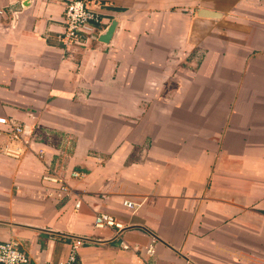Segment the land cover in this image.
<instances>
[{
	"label": "crops",
	"instance_id": "obj_1",
	"mask_svg": "<svg viewBox=\"0 0 264 264\" xmlns=\"http://www.w3.org/2000/svg\"><path fill=\"white\" fill-rule=\"evenodd\" d=\"M66 1L0 0V116L33 141L0 153V241L31 264H59L62 234L79 264H264V0H86L97 37L71 51ZM46 164L82 172L70 195Z\"/></svg>",
	"mask_w": 264,
	"mask_h": 264
},
{
	"label": "built area",
	"instance_id": "obj_2",
	"mask_svg": "<svg viewBox=\"0 0 264 264\" xmlns=\"http://www.w3.org/2000/svg\"><path fill=\"white\" fill-rule=\"evenodd\" d=\"M63 31L59 34L62 47L66 51L76 48L86 47L91 39H96L98 24L101 22L99 13L96 12L86 0H67L62 16ZM0 128L8 137V143H0V153L19 158L24 152L32 148L33 141L27 140L25 135V126L15 123L5 116H0ZM43 156V152H38ZM82 176L79 170L71 169L68 173L62 174L53 166L46 164L41 174V182L49 194H55L58 197L68 196L72 190L68 178ZM80 200H76L75 207H78ZM123 204L131 210H134L138 203L132 200H123ZM93 224L95 227H110L119 236L124 225L117 218L105 211L97 212L94 216ZM69 239V251L59 264H79L78 249L84 243L86 238L70 234H62ZM123 248H128L129 244H122ZM154 249L149 245L146 253L151 255ZM0 264H31V258L25 252L20 244L13 239L0 241Z\"/></svg>",
	"mask_w": 264,
	"mask_h": 264
},
{
	"label": "water",
	"instance_id": "obj_3",
	"mask_svg": "<svg viewBox=\"0 0 264 264\" xmlns=\"http://www.w3.org/2000/svg\"><path fill=\"white\" fill-rule=\"evenodd\" d=\"M115 25H116V21L112 20L111 23L109 24V26L107 27L106 31L104 32V34L100 35L99 39L101 41H107L109 39V37L111 36Z\"/></svg>",
	"mask_w": 264,
	"mask_h": 264
}]
</instances>
